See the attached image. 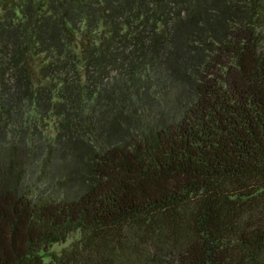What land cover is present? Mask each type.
Here are the masks:
<instances>
[{"label":"trees","instance_id":"trees-1","mask_svg":"<svg viewBox=\"0 0 264 264\" xmlns=\"http://www.w3.org/2000/svg\"><path fill=\"white\" fill-rule=\"evenodd\" d=\"M0 264H264V0H0Z\"/></svg>","mask_w":264,"mask_h":264},{"label":"rangeland","instance_id":"rangeland-1","mask_svg":"<svg viewBox=\"0 0 264 264\" xmlns=\"http://www.w3.org/2000/svg\"><path fill=\"white\" fill-rule=\"evenodd\" d=\"M168 99H169V96H168ZM47 120V119H46ZM47 125H49V124H53V125H55L56 124V122L54 123V122H52V121H49L48 123H46ZM48 128H50V130H47L45 133H46V140L48 139V140H51L53 137H54V135H55V130H56V127H54V126H52V125H49V127ZM39 164H40V166H41V161H38V166H39ZM39 166V167H40ZM31 170H33V169H31ZM32 174V178L33 177H35V174H33V173H31ZM39 184V183H38ZM56 249H59V247H57Z\"/></svg>","mask_w":264,"mask_h":264}]
</instances>
